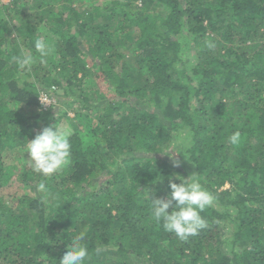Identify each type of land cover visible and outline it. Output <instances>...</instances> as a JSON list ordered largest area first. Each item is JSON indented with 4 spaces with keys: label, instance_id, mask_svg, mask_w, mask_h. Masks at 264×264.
Wrapping results in <instances>:
<instances>
[{
    "label": "trees",
    "instance_id": "trees-1",
    "mask_svg": "<svg viewBox=\"0 0 264 264\" xmlns=\"http://www.w3.org/2000/svg\"><path fill=\"white\" fill-rule=\"evenodd\" d=\"M79 2L0 0V264H59L81 232L85 264H264V0ZM62 117L71 162L44 177L24 148ZM189 176L215 201L182 240L151 199Z\"/></svg>",
    "mask_w": 264,
    "mask_h": 264
},
{
    "label": "clouds",
    "instance_id": "clouds-1",
    "mask_svg": "<svg viewBox=\"0 0 264 264\" xmlns=\"http://www.w3.org/2000/svg\"><path fill=\"white\" fill-rule=\"evenodd\" d=\"M34 47L41 58L46 57L51 51V45L43 38L37 39ZM15 60L21 69L29 71L34 63V57L31 54L15 57ZM40 100L42 104H51L41 98ZM72 134L73 130L70 126L53 125L44 127L34 139L28 141L26 144L27 159L33 171L44 177H50L67 167L71 162L72 145L69 138ZM240 138V132L236 131L229 137V142L234 146L238 145ZM165 153L173 159L174 165L179 166L180 161L172 156L170 151ZM178 179L180 183L170 182L171 190L168 199H151V217L157 224L162 223L164 231L175 233L180 239L186 240L189 236L197 235L201 229L207 227V222L201 216V212L213 205L215 196L206 190L194 176L183 177V179L178 177ZM38 190L46 191V185L40 183ZM83 240L84 233L81 232L67 247L59 264H85V260L89 257V250L85 244L81 243ZM101 251H103L102 248L96 249L97 254Z\"/></svg>",
    "mask_w": 264,
    "mask_h": 264
},
{
    "label": "rangeland",
    "instance_id": "rangeland-1",
    "mask_svg": "<svg viewBox=\"0 0 264 264\" xmlns=\"http://www.w3.org/2000/svg\"><path fill=\"white\" fill-rule=\"evenodd\" d=\"M5 2L7 0H4ZM109 2V0H80V2L77 4L78 5V8L81 9V8H86L87 6L89 5H104V4H107ZM113 41L115 42L116 45H118V48L122 47V49H126L128 44H129V41H128V38H126L125 36H122V37H119L117 35L113 36ZM130 57V58H129ZM135 59H136V55H129L128 56V64L132 67V66H135ZM136 70V69H135ZM53 87V89H52ZM48 90H51L52 92H55L57 93L58 95H61L62 94V91L61 89H58L55 85H51L50 87H48ZM56 101V99H55ZM55 101L53 104H55ZM52 104V105H53ZM51 105V106H52ZM50 108V106L48 107ZM47 108V109H48ZM39 110H46L44 108H37V111ZM69 116H72V113H68ZM58 125V127H65V126H70L68 124V122H66V118L62 117L61 118V121H58V123H56ZM37 131V130H36ZM182 139V138H181ZM181 142V141H180ZM27 144V142H26ZM172 148L171 150H173L174 148H176L178 146V144L175 142L173 145H171ZM27 149L26 147L24 148V155L26 156V161L28 162V164L31 166V163L30 161L27 159L28 158V153L26 152ZM10 153V152H9ZM13 158H16L14 155H12ZM122 172H123V177L124 178H128L129 176V173H130V170L128 168H125V169H121ZM14 180V179H13ZM15 182V180H14ZM11 190V189H10ZM14 190H18V188H14ZM155 192L157 193H161L163 192V187L161 185L157 186L156 189H155ZM55 199H56V196H55Z\"/></svg>",
    "mask_w": 264,
    "mask_h": 264
},
{
    "label": "built area",
    "instance_id": "built-area-1",
    "mask_svg": "<svg viewBox=\"0 0 264 264\" xmlns=\"http://www.w3.org/2000/svg\"><path fill=\"white\" fill-rule=\"evenodd\" d=\"M52 89H53V87H52ZM52 94H53V92L51 90H47V91L42 90V91H40L39 97H38L40 108L47 109L49 106H51L54 103L56 98ZM40 98L42 100L50 102L51 104H47V105L42 104Z\"/></svg>",
    "mask_w": 264,
    "mask_h": 264
}]
</instances>
